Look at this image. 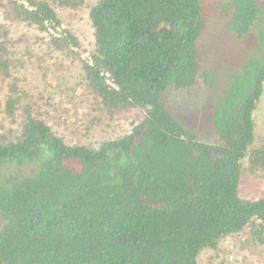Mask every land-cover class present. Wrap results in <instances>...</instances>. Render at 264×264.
<instances>
[{
	"label": "trees",
	"instance_id": "obj_1",
	"mask_svg": "<svg viewBox=\"0 0 264 264\" xmlns=\"http://www.w3.org/2000/svg\"><path fill=\"white\" fill-rule=\"evenodd\" d=\"M78 0H0V11L79 56L57 6ZM213 5L225 27L255 42L226 83L204 68L200 41ZM85 87L108 114L141 109L129 132L97 146L69 143L12 81L0 125V264H199L204 250L243 235L264 246V195L242 194L244 163L264 171L255 113L264 95L260 0H98ZM6 37V35H4ZM0 41V76H12ZM208 86L213 132L199 136L163 101L171 87ZM247 228H250L247 229Z\"/></svg>",
	"mask_w": 264,
	"mask_h": 264
},
{
	"label": "rangeland",
	"instance_id": "obj_2",
	"mask_svg": "<svg viewBox=\"0 0 264 264\" xmlns=\"http://www.w3.org/2000/svg\"><path fill=\"white\" fill-rule=\"evenodd\" d=\"M82 1L77 7L57 6L63 27L80 40L79 56L60 52L51 44L52 35L59 36L61 28L41 31L36 26L7 19L0 11V41H8V56L12 59V76H0V125L4 118V100L12 81L22 93L21 106L29 105L69 143L97 146L99 142L129 132L133 122L142 115L141 109L122 110L108 114L99 100L85 87L81 58L91 59L95 48L94 28L89 12L98 0ZM264 5V0H260ZM209 26L200 41L209 49L204 68L213 70L226 83V70L240 67L255 42L256 30L240 39L225 27L216 8L209 4ZM6 35V37L4 36ZM208 86L168 88L163 101L175 116L199 136L213 132V100ZM256 142L264 141V95L255 113ZM1 132V131H0ZM245 161L242 194L256 198L264 195V171L248 170ZM250 230V228H247ZM199 264H264V246L249 240L246 232L227 237L216 249H207L199 257Z\"/></svg>",
	"mask_w": 264,
	"mask_h": 264
}]
</instances>
